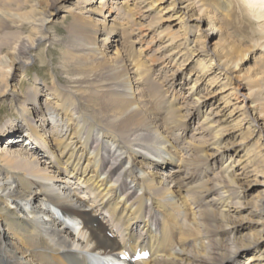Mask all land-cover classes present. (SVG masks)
I'll return each mask as SVG.
<instances>
[{
    "label": "bare ground",
    "instance_id": "6f19581e",
    "mask_svg": "<svg viewBox=\"0 0 264 264\" xmlns=\"http://www.w3.org/2000/svg\"><path fill=\"white\" fill-rule=\"evenodd\" d=\"M124 1L127 0H120L118 8L125 11L127 17L135 19L140 15L141 18H150L146 30L153 31L163 48V56L154 54L152 61L164 58L167 62H177L175 48L181 47L184 51L182 53L187 60L182 65L189 66L186 78L194 95L197 114L203 111L207 99L216 98L214 110L202 113L201 126L210 134V140L192 137L187 146L191 157H180L179 151L174 149L175 157L168 151L170 148L166 144L174 147L172 141L176 139L173 134L165 136V131L169 128L182 130L187 126L182 125L187 119L178 113L179 106L176 107L172 97L164 103L165 110L169 111L165 119L160 117L163 111L156 102L143 108L141 103L149 101L155 92L147 86L150 69L141 62V52L134 55L129 51L128 59L120 49L114 48L115 63L109 70H104L103 66H106L100 63L96 67L98 70L94 65L84 66L86 74L74 78L66 76L65 81L77 84L74 92L62 87L58 77L50 75L51 86L47 89L54 96L51 101L53 112L65 116L69 123L67 127L72 126V132L65 139L60 136L63 128L54 126L48 137L38 130L34 121L44 124V114L51 111H42V105L37 106L36 85L32 87L31 94L17 98L16 108L24 115L20 131L22 133L24 129L28 136L29 147L34 149L32 153L42 149L45 156L48 154L49 166L55 168L59 176L67 175L70 181H63L62 176L51 173L44 165L46 162L38 156L23 157L0 151V264H88L90 258L97 259L99 255L113 253L126 246L134 249L139 242L148 245L152 255L136 264H264V245L259 248V244L264 242V224L255 235L242 241L232 236L226 240L220 234L225 230L232 234V212L228 207H232L231 200L237 194L235 181L239 172L234 175L231 170V155L226 153L230 145L226 136L236 135L234 131L240 123L239 115L247 121L244 137H255V140L248 147L243 144L241 149L244 150L238 154L237 166L244 175L249 172L256 175L264 167V143L260 141V132L264 130V0H227L226 20L221 22L212 21L208 15L218 9V1L207 7L206 0H132L133 8L129 4L122 5ZM109 2L112 0H97L98 6H87L85 11L93 9L102 13L107 9L112 12ZM116 4L119 5L118 2ZM80 13L81 10L73 12V26L86 38V42L77 45L88 47L99 59L103 52L95 49L115 45L110 44V35L123 33L126 38L130 36L126 28L106 20L92 29L80 17L76 18ZM164 13L175 20V24L165 23ZM240 19L243 20L235 22ZM7 20L5 15H0V27L7 26ZM47 21L42 17L35 25L41 27ZM88 21L91 24V20ZM232 21L239 27L235 31L244 33L247 30L249 46L241 48L219 38L213 49L208 48L210 36L221 33L229 25L232 27ZM206 22L209 35L199 32ZM44 31L43 27L38 28L39 33L28 45L18 41L15 47L17 54L9 64L11 68H16L15 64L20 63V57L25 55L27 48L39 45L47 38ZM97 33L101 35L96 36ZM7 45V40L0 41V50ZM254 49L263 54L257 59V66L243 68L246 54ZM70 54L73 55L72 52ZM62 67H67V74L74 70L73 65L63 64ZM11 70L7 71V76ZM234 73L238 78L244 77L245 83L234 82ZM132 78L137 85L145 87L139 88L137 94ZM212 84L218 89L215 94L202 92L201 85ZM119 86L123 87L125 94L115 89ZM243 86L247 91L242 92V102L233 103V96L237 100V91ZM28 104H35L37 109L38 117L33 120L25 118V113L31 109ZM16 127L9 124L8 128L0 129V133H8L9 140L12 135L9 131ZM145 131L153 135L146 137ZM91 142L96 146L88 150ZM206 146L208 149L211 147L209 150L214 149L216 157L205 150ZM127 156H131L130 160ZM217 158L223 161L221 176L195 182L193 175ZM143 162L149 165V170H141ZM166 163L180 164L167 174L174 179L175 188L165 186L157 172L151 169ZM182 166L186 169H181ZM187 167L193 168L195 174H186ZM118 172L121 179L114 183L113 176ZM182 172H185L184 176H180ZM69 182L79 184V189L83 187L90 201L79 195L78 185H70ZM204 198H210L211 205L208 199L203 202ZM263 198L264 191L251 211L264 213ZM190 202L194 207L188 205ZM101 215L108 216L107 222L100 220ZM136 226L139 229L136 230ZM108 232L112 237L107 235ZM138 233L144 236L139 237ZM119 234V239L113 238ZM249 248L251 250L245 253ZM243 253L247 255L241 256Z\"/></svg>",
    "mask_w": 264,
    "mask_h": 264
},
{
    "label": "rangeland",
    "instance_id": "374dc122",
    "mask_svg": "<svg viewBox=\"0 0 264 264\" xmlns=\"http://www.w3.org/2000/svg\"><path fill=\"white\" fill-rule=\"evenodd\" d=\"M96 1L97 0H94V2L90 3L83 0H0V15H5V17L8 18L7 26L0 27V41L2 42L5 39L8 42V45L5 46L6 48L4 50H0V129L8 128L9 124H14L17 126L14 131H9L12 133V135L10 136L11 138L9 140L7 139L9 135L8 133H0V151H7L12 154H19L23 157L27 155L38 156V158L46 162L44 165L47 166L49 170H51V173L58 175V177L62 176V180L64 179L63 181L66 182L70 178H68L67 175L63 176V174H60L59 176V173L57 174L55 168L49 166L51 164L48 162L50 161L49 157H47L48 154L47 156H45L46 153L44 154L43 150L40 147V153L38 151H36V153H32L34 149L32 150V148L29 147L31 142L29 143V139H26L28 136L26 135V133H24V129L22 130V133L20 131L22 129V126L24 125V121L22 119L24 118V115H22L21 111H18V109L16 108V103L18 102L17 98L22 97L23 95H27L28 93L31 94L33 92L32 87L35 85L38 86V91L36 94L38 99L37 106L42 105V111L44 110L47 112L48 110H50L51 112L46 115L44 114V124H41L40 121H34V124H36L38 130H40L45 137H48L49 131H51L54 126H56L58 129L63 128V133L60 136L66 139L69 132H72V126L67 127V124L69 123L66 119H64L65 116L53 112V103L51 101H53L54 96L49 94V90L47 89L51 86L50 75L58 77L60 85L62 87H66L68 90L70 89V91L74 92L77 84H71L65 80H67V78L69 77L74 78L86 74L87 70L84 69V66L94 65L95 69L98 70V68L96 67L101 63L106 66H103V68H105L104 70H109V68H111L112 63H115L114 59L116 55L115 53H113L114 48L120 49V51L123 52V54H125L128 59L130 57V52H132V54L134 55H137V52H141V62H145L147 67H149L150 69L149 77L147 79V86L152 87L155 92L154 96L152 98H149V101L147 100L145 104L144 102L141 103V105L143 104V108L148 107L151 102H156L157 105L163 111L160 117L165 119L164 117L169 114V111L165 110L164 103L167 98L172 97L176 101V107L179 106L178 113L181 114L182 117L187 119L182 124L187 126H184L182 130L169 128L165 131V136H167V134H173L174 138L176 139L172 141L174 147H170L171 145L169 146L166 144V147L170 148V150L168 151L174 156V149H176L179 151L178 155L180 157H191V151L190 149H188L187 146L188 141H190L192 137L194 138V136L210 140V134L207 133L205 129H203V126H201V120L203 118L202 113L203 111L211 112L212 110H214L216 106L215 104L217 103L215 101L216 98L214 97L212 100L207 99L203 111L197 114V111L195 110V101L193 99L194 95H192V91L191 89H189L190 83L186 78L189 66L182 65V63H184L187 58H184V54L182 53L184 51L180 49L181 47L175 48V51L177 52V62H180V64L174 61H164V58H161L157 61L151 60L154 54L157 56H163V48L161 47L162 45L159 44V41H156L157 37L155 34H153V31L150 33L148 32V30H146V25L150 21L149 17L141 18L140 15L137 16L135 19H133L134 17H127V13H124L125 11L118 8V6H120V0H112V3L109 2L113 10L112 12H108L107 9H103L102 13L96 10L93 11V9L90 11H85V8L87 6H98V3H96ZM206 1L207 7H209L210 3L214 1H218L220 3L217 10L215 9L213 13H208L212 21L216 22L217 20L221 22L223 20H226V13L224 11H228L226 3L227 0ZM114 2H118L119 5ZM132 3V0H127L124 1L122 5L129 4L130 7L133 8ZM118 9L119 11H117ZM79 10H81L82 13L76 15V18L78 19L80 17V19L84 20V22L87 23L92 29L96 28L95 26H100V23L106 20V22L110 24H120L122 27L127 29V32L130 33V36L126 38L123 33H120L117 36H115L114 34L110 35V44L115 45H110L109 48L99 47L98 49H95L96 52H103L99 55H102V58L99 59V57L92 55V50H89L88 47H84L83 45H77L79 43L85 44L86 42L84 40L86 38H83V36H81L80 33L76 31L73 26L75 25L73 24L75 22L73 12H78ZM161 12L162 11H160V14H163ZM42 17H46L48 21L44 25H41V27H39V25H35L36 23L38 24V19ZM169 18L168 15L164 13L163 20H165V23L172 22L173 24H175L176 21H172L173 19ZM88 19L91 20V24L89 23ZM227 19H229L230 21L229 13ZM242 20L243 19H240L235 22H241ZM32 21L35 23H33ZM233 22L234 21H232V27L231 25H229L228 27L223 28L221 30V33L217 35L212 34V36H210L211 39L208 41V48L213 49V44L219 38L229 40L234 44H237L241 48H246L249 46L247 30H243L244 33L235 31L234 29H238L239 27H236ZM208 26L209 24L207 22L203 23L199 32L206 34L208 33L209 35L210 30H208ZM240 26L243 29V26ZM42 27L45 29L44 33H46L47 38L43 39V41L39 45L34 44L33 47L27 48L26 52L24 53L25 55L20 57V63L15 64L16 68H11L9 64L10 61L13 59V55L17 54L16 51L18 50H16L15 47L18 41H24L27 45L28 43H32L34 37L39 33L38 28ZM248 27H250L249 24ZM70 28L72 31L69 30ZM99 35H101V33L96 34V36ZM22 38H24V40H21ZM113 39H117V41H113ZM151 40L155 41L151 42ZM73 46L74 48H72ZM70 52H72V56ZM262 55V52L259 50H249L246 54V60L243 63V68H255L257 66V59H259ZM63 64L73 65L74 70H71V72L67 74L68 69L67 67H62ZM177 68H179L180 70ZM9 69L12 70L7 76V71ZM240 73H242V70ZM244 79V77L238 78L237 76H235V73L232 74V80L236 83L244 84ZM132 81L135 85L134 90L136 94L139 88H145L143 87L144 85H137V82L135 83V80L133 78ZM201 86L203 89V93H208L211 95L215 94V91L218 90L214 87V84L208 86L206 85V87L203 85ZM122 88L123 87L121 86L115 87V89L117 91H120L121 94H125ZM246 91L247 90L244 86L243 88L239 89L237 91L238 101L235 99L236 96H233V103L240 104L243 99L242 92ZM162 100H164V102ZM27 106L31 109L29 112L25 113V118L28 120H33L34 118H37L38 116L36 117L35 112H37V109L35 108V104H28ZM200 106L202 107V105ZM216 110H218V108L215 109V111ZM87 111L89 113L91 112L88 109ZM157 111L158 110L156 109L155 113H157ZM241 117L242 115H239L238 118L240 119V123L239 126H237L238 129L234 131V134L236 135L233 134L234 136H226L228 145H230V147L228 148L229 151L226 153H230L231 155L229 159V162L232 161L231 170L233 171L234 175L235 173L239 172L238 179L235 181V185L237 187V194H235L233 196V199L231 200L232 207H228V209L231 210L230 213L232 212V216L230 217L231 221L233 222V227H231L232 234H228L227 230L220 232L221 236H223V238H225L226 240L230 238L229 236H232L237 237L236 239L240 241L244 240L247 237H250L251 235H255L258 229L261 228L264 224V213H255L254 211H251V207H255L258 204L256 202V199L263 197L264 167H262V171H257V174H259L258 172H260L261 175H255L252 172H249L244 175V173L241 174L242 170L237 166L236 162L237 158L239 157L238 154L244 150L241 149L244 146L243 144L246 143V147H248V144L252 143L255 140V137L252 139H249V137H244L245 131L243 129L246 126L247 121L241 119ZM66 128L68 129L67 131L65 130ZM185 128L186 130H184ZM179 133L183 134L179 135ZM145 134L146 137L153 135L150 131H145ZM260 134V141L264 143L263 129L261 130ZM243 137L244 139H242ZM109 145H111V143ZM147 145H150V143H147ZM91 146L95 147L96 143L91 142L90 146L88 147V150L91 148ZM209 149L206 146L205 150H207V152L210 151V153H212L213 156L216 157L217 153H215L214 149ZM263 152L264 149L262 150V153ZM165 156L168 157V154L165 153ZM108 157L109 159L112 158V156ZM127 158L130 160L131 156H127ZM218 159L219 158L210 162L209 165H206L205 168H202L196 174L193 168L187 167L188 169L186 174H195L193 175V180L195 182H200L202 180L209 179L213 180L216 177H220V165L223 164V161H220ZM262 162H264V155ZM143 164L144 168L142 167L141 170L147 171L150 169L148 168V164L144 162ZM155 166L156 167H153L151 169L157 172L156 174H158L160 180H163L164 185L170 188H175L174 179L172 180L167 174H170L171 169L175 170L180 167V164L177 166L174 165V163H166V165L164 164L162 167H159L158 165ZM184 167L186 166L184 165ZM184 167L182 166L181 169H186ZM120 171L121 170H119V172ZM119 172L113 176L112 180L114 183L121 179V176H119ZM184 175L185 172L180 173V176ZM127 181L130 182L129 179H127ZM68 184L76 186L78 185L77 191L79 195L85 197L87 201H90L89 194L86 193L85 190H83V187L79 189V184L71 182H69ZM125 191L127 190L125 189ZM138 192L139 191H136L135 194H138ZM206 199L209 200L208 203L211 205L210 198L202 199L203 202H205ZM149 203L150 202L147 201V204ZM191 203L192 202L188 203V205L191 206ZM192 207H194V205H192ZM107 219V215L100 216V220L104 222H107ZM137 229H139L138 226H136V230ZM263 245L264 242L260 243L259 248L261 249ZM187 246L189 247L190 243H188ZM249 250H251V248L247 249L244 252L246 253ZM245 253H243L241 256H246L247 254Z\"/></svg>",
    "mask_w": 264,
    "mask_h": 264
}]
</instances>
